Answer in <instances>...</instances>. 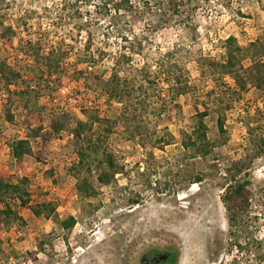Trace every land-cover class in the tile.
<instances>
[{"label":"rangeland","instance_id":"1","mask_svg":"<svg viewBox=\"0 0 264 264\" xmlns=\"http://www.w3.org/2000/svg\"><path fill=\"white\" fill-rule=\"evenodd\" d=\"M164 1L167 11L145 15L130 31L122 25L127 18L133 23V17L101 16L93 6L82 7L71 20L60 10V0H0V67L22 75L12 86L0 75V177H26L30 204L50 202L55 208L47 216L15 206L23 220L0 227V264H142L141 255L152 249L172 251L168 264H237L236 252L227 250L220 200L224 173L211 172L213 165L221 166L214 157L184 153L181 135L190 130L196 111L206 110L211 139L219 140L217 120H222L225 144L219 148L232 160L244 154L253 158L246 123L264 135V86L247 82L239 89L234 73L223 72L218 63L229 35L245 47L264 34V0ZM89 32L91 52L107 54L85 63ZM124 33L135 35L133 47L140 49L121 63L128 75L136 66L154 71L168 52L166 68L187 88L171 98L163 81L154 89L148 80L142 82L146 102L129 125L120 104L108 100L88 74L110 76ZM52 48L66 57L60 73L48 78L31 73L37 53ZM237 55L236 70L243 77L251 61L244 51ZM18 89L26 93L17 94ZM94 116L100 120L83 130V138L70 134L77 119L90 122ZM56 124L64 128L55 131ZM87 136L100 145L88 165L77 154L78 142L86 145ZM18 138H26L31 150L20 160L8 146ZM164 140L169 143L154 146ZM105 153L122 169L111 183L97 186L98 172L106 169ZM199 172L202 180L187 184ZM85 178L95 186L87 197L77 190ZM248 179L254 203L264 188V153L252 159ZM259 210L264 217L263 206ZM69 216L73 226L62 229L59 221Z\"/></svg>","mask_w":264,"mask_h":264},{"label":"trees","instance_id":"2","mask_svg":"<svg viewBox=\"0 0 264 264\" xmlns=\"http://www.w3.org/2000/svg\"><path fill=\"white\" fill-rule=\"evenodd\" d=\"M59 4L60 10L66 11L71 20L81 14L80 9L82 7L87 11L90 6L95 7V11L101 16H113L115 18L122 16L127 18L130 15L134 18L132 19L134 24L130 23L127 18V23L122 25L130 28V31L133 30V26L139 24L145 15L150 14L154 16L152 12L159 13L161 10H168L164 0H60ZM114 24L113 27L117 29V26H114ZM121 28L123 30V27ZM135 39V35L131 36L127 33L119 35L121 43L115 55V60L112 63L110 76L107 79H102V76L98 73H88L91 77L90 79H92L91 81L96 83V86L99 85L101 87L108 100H115L120 104V115L123 122L127 125L131 122V116L146 102V89L143 90L145 83L142 82L148 80L151 84V89H154L160 80L163 81L167 85L168 93L172 96L171 98L187 92L186 83L184 86L179 85L181 84L179 80L175 77L172 78L170 69L166 68V61L164 59L168 56V52L159 57L160 61L157 63V69L154 71L150 69V66L143 65L139 68L137 66L133 67L135 70L133 75L126 73L123 65H121L122 61H129L134 54L140 51L138 47L136 49L133 47L132 43H134ZM93 43L94 40L89 32L87 33L83 45L84 49L82 50V54H84V58L82 59L85 63L89 61L94 62L102 58L104 54H107L100 51L96 54L92 53L90 46ZM125 43L130 44L129 49L123 47ZM224 44L225 56L223 62L218 63V66H220L223 72L234 73L233 80L238 88H245L247 82H250V84L257 88L264 86V34L250 41L245 47L239 45L237 39L232 35H229L225 39ZM242 51L247 53L246 57H249L251 61L250 65L244 69L245 74L243 77L236 70L239 59L237 54L241 55ZM37 56L34 69H29V71L31 73L36 72L40 76L45 75L46 78L60 73L61 60L66 58L61 50L56 51L55 48L50 49L49 52H46L42 56H39V53H37ZM4 70L0 67V75H3L6 86H12L16 82V79L22 76L20 72L15 71L11 67H6ZM123 70H125V73ZM86 80L89 81V77ZM13 88L16 89L17 87ZM24 88L28 89L29 87L25 85ZM16 93L24 95L26 91L18 89ZM206 114V110H197L194 114V121L190 130L185 131L181 135L182 151L184 153L190 151L192 156L201 158L214 157L218 160L219 166H221L220 170L215 167L216 165H213L211 172L215 169L216 172L224 173L220 200L225 210L227 250L229 253L233 250L236 252L237 257L234 258V261L237 264L242 263L241 261H251L252 264H264V232H262L264 217L263 213L259 210L260 206L264 208V188L260 190L256 202L252 203V192L249 188L250 182L248 179L252 159L264 153L263 132L261 130L257 131L256 127H252L250 123H246V131L249 135V147L247 146V149L253 151V158L244 154L232 160L224 152V149L219 148L223 143L225 144V141L220 140L223 135L222 120H217L219 140L211 139L204 121ZM94 119L90 122L77 119L76 126L71 129L70 134L75 138H83V135H81L83 130L85 128L88 130L92 129L93 123L100 120L99 117L95 116ZM53 128L55 131H59L64 128V124L53 125ZM90 132L92 133L93 131L90 130ZM168 141H158L159 143H156L154 146L162 147L164 144H168ZM84 144L86 145L78 142L77 154L81 163L86 162V165H88V161L100 152V145L88 136L85 137ZM8 146L12 157L16 160L22 159L31 151L29 141L26 138L14 139ZM102 158L106 164V169L98 172L95 180V185L97 186L111 183L115 174L121 172L122 169L120 165L112 160V157L108 153H105ZM201 180L202 173L199 172L188 180L187 184ZM94 188V184L88 178H85L78 185L77 190L81 196L87 197L93 194ZM136 202L132 200L131 204H135ZM16 205L31 210L35 215L45 213L48 216L55 209L54 205L50 202H40L35 205L30 204V189L26 177H17L15 181L0 177V227L2 225L9 227L13 222H21L23 220L15 208ZM74 222V218L69 216L66 219L60 220L59 226L62 229H68L73 226ZM39 246L41 248V245ZM173 258L174 255L169 263L173 261Z\"/></svg>","mask_w":264,"mask_h":264},{"label":"flooded vegetation","instance_id":"3","mask_svg":"<svg viewBox=\"0 0 264 264\" xmlns=\"http://www.w3.org/2000/svg\"><path fill=\"white\" fill-rule=\"evenodd\" d=\"M173 257L170 250H149L141 255L140 261L142 264H168Z\"/></svg>","mask_w":264,"mask_h":264}]
</instances>
